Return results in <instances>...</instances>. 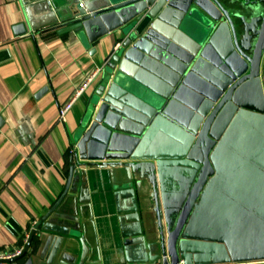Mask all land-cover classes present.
<instances>
[{
  "label": "water",
  "instance_id": "95a60500",
  "mask_svg": "<svg viewBox=\"0 0 264 264\" xmlns=\"http://www.w3.org/2000/svg\"><path fill=\"white\" fill-rule=\"evenodd\" d=\"M52 1L36 3L48 29L72 31L87 45L117 35L75 130L65 190L0 264H40L31 245L40 229L51 233V264L69 230L49 218H59L85 166H109L110 178L123 180L115 197H130L119 216L130 264L264 258V0H240L260 21L243 45L224 5L235 0ZM142 182L156 219L151 242L136 196Z\"/></svg>",
  "mask_w": 264,
  "mask_h": 264
},
{
  "label": "crops",
  "instance_id": "0c3cea01",
  "mask_svg": "<svg viewBox=\"0 0 264 264\" xmlns=\"http://www.w3.org/2000/svg\"><path fill=\"white\" fill-rule=\"evenodd\" d=\"M36 3L37 0H0V251L21 245L32 223L38 222L65 190L76 151L74 133L99 75L64 120L58 119L59 107L93 66L104 63L117 35L109 33L87 45L84 36L44 26L43 11ZM58 4V0L52 1L54 8ZM224 5L239 44L245 43L248 32L254 41L260 24L255 6L240 0ZM28 21H33L36 28L29 27ZM82 172L73 177L66 198L56 209L59 218H49L69 230L62 235L51 264H130L119 220L130 206V197H115L123 190V180L113 181L109 166H85ZM133 176L136 187L138 172L134 171ZM148 188L142 182L136 196L143 236L151 242L157 227ZM49 234L38 230L31 244L40 264H46L52 252ZM131 247L133 250L137 245ZM231 262L264 264V258L225 263Z\"/></svg>",
  "mask_w": 264,
  "mask_h": 264
},
{
  "label": "built area",
  "instance_id": "2783aa9c",
  "mask_svg": "<svg viewBox=\"0 0 264 264\" xmlns=\"http://www.w3.org/2000/svg\"><path fill=\"white\" fill-rule=\"evenodd\" d=\"M103 65H95L93 66L89 72L86 74V76L83 78V80L75 87L72 94L68 98L66 102H64L58 110V119L64 120L66 113L71 109L72 105L75 103V101L84 93V91L88 88V86L94 81V79L97 78L99 73L102 70ZM32 228L35 226L36 222L32 223ZM28 235H26L23 239V243L13 249L10 250H4L0 251V258H9L12 257L20 252V250L23 248ZM254 262V261H253ZM259 263L260 261H255ZM247 262H231L227 264H245ZM178 264H187L183 260H180ZM223 264V263H220ZM226 264V263H224Z\"/></svg>",
  "mask_w": 264,
  "mask_h": 264
}]
</instances>
